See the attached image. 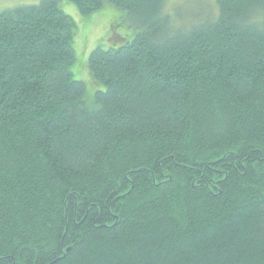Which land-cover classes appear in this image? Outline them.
Segmentation results:
<instances>
[{
	"label": "trees",
	"instance_id": "trees-1",
	"mask_svg": "<svg viewBox=\"0 0 264 264\" xmlns=\"http://www.w3.org/2000/svg\"><path fill=\"white\" fill-rule=\"evenodd\" d=\"M60 1L0 12V264H264V0H67L138 30L91 98Z\"/></svg>",
	"mask_w": 264,
	"mask_h": 264
},
{
	"label": "rangeland",
	"instance_id": "rangeland-1",
	"mask_svg": "<svg viewBox=\"0 0 264 264\" xmlns=\"http://www.w3.org/2000/svg\"><path fill=\"white\" fill-rule=\"evenodd\" d=\"M41 0H0V12L12 10L19 6L35 5ZM214 0H167L165 9L173 13L177 19L181 16L184 22L189 16L203 15L206 10H211ZM62 11L70 16L76 26V35L73 41L75 62L72 66L73 78L81 81L86 86L88 98L95 91L103 88L94 83L88 69V57L93 49L101 47L107 49L111 45H120L125 41H132L138 32L135 23L125 16L124 12L113 6L106 5L101 10L88 17H82L77 8L67 0L60 1ZM186 18V19H185ZM121 38L118 42L114 39Z\"/></svg>",
	"mask_w": 264,
	"mask_h": 264
}]
</instances>
